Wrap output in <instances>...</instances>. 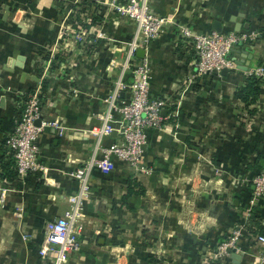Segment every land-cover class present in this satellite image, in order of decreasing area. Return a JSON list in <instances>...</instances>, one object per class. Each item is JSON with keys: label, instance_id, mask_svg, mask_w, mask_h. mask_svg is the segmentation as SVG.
Segmentation results:
<instances>
[{"label": "crops", "instance_id": "1", "mask_svg": "<svg viewBox=\"0 0 264 264\" xmlns=\"http://www.w3.org/2000/svg\"><path fill=\"white\" fill-rule=\"evenodd\" d=\"M110 1L0 0V264H48L38 254L45 224L71 206L79 187L72 173L94 154L89 129L107 110L134 30ZM150 4L200 31L218 21L221 31L258 32L235 46L236 59L247 70L264 63V0ZM147 52L150 95L165 101L163 127L149 132L143 170L120 161L108 174L92 170L77 221L81 246L66 264H96L104 253L105 264H211L217 244L241 223V258L235 262L229 253L219 264H253L259 244L251 238L264 234V205L247 210L252 179L264 168V82L249 112L235 96L247 77L238 65L189 81L194 52L175 24ZM34 92L46 173L3 177V163L14 170L6 136Z\"/></svg>", "mask_w": 264, "mask_h": 264}, {"label": "built area", "instance_id": "2", "mask_svg": "<svg viewBox=\"0 0 264 264\" xmlns=\"http://www.w3.org/2000/svg\"><path fill=\"white\" fill-rule=\"evenodd\" d=\"M150 3L151 0H111L109 3L117 15L132 22L134 30L126 43L118 78L106 96L107 110L98 115L100 123L89 129V134L95 140L94 154L87 163L72 173L79 181V187L68 199L71 206L61 216L45 224L43 243L38 254L48 264H66L68 257L80 249L81 226L77 221L93 169L108 174L115 169L116 161L126 163L135 170L145 168L142 165L143 146L148 142L149 132L162 129L165 120L162 114L165 101L150 95L151 70L147 51L150 44L164 33L165 26L175 24L179 36L193 48V73L189 81L220 77L224 69L235 70L236 64L231 57L235 46L259 36L255 31H200L189 25H178L171 17L155 12ZM140 49L143 50L141 57L137 55ZM247 75H254L263 83L264 67H251L247 70ZM40 112V99L34 92L25 99L15 125L5 139L13 153L14 170L20 178L32 173L42 176L46 173L45 166L39 161L38 139L41 127L36 121ZM113 132L116 133V138L105 145L103 141L111 137ZM252 185L247 215L259 203L264 205V168L253 177ZM4 196L5 190L1 189L0 202ZM243 228V223L234 227L230 236L217 244L210 256L211 264L227 257L228 249L240 251L239 240ZM251 240L254 244H259L253 264H264V234H256Z\"/></svg>", "mask_w": 264, "mask_h": 264}, {"label": "trees", "instance_id": "3", "mask_svg": "<svg viewBox=\"0 0 264 264\" xmlns=\"http://www.w3.org/2000/svg\"><path fill=\"white\" fill-rule=\"evenodd\" d=\"M259 64L264 67L263 62H259ZM261 85L262 80L260 78L254 75H247L246 83L243 86L237 88L235 91V96L244 102V107L249 112L252 111L250 105L253 104V102H255L256 98L259 96ZM2 170L3 172H1V176L3 177L12 178L16 174V172L14 170H10L9 165L5 163L2 164ZM261 170L262 169H260V171ZM215 264H219V262Z\"/></svg>", "mask_w": 264, "mask_h": 264}, {"label": "water", "instance_id": "4", "mask_svg": "<svg viewBox=\"0 0 264 264\" xmlns=\"http://www.w3.org/2000/svg\"><path fill=\"white\" fill-rule=\"evenodd\" d=\"M213 28H214V30H216V31H221V23L218 22V21H214V23H213ZM240 43H242V42H240ZM139 52H143V51H142L141 49L138 50V51H137V55H139ZM233 53H234L235 56L232 57V59H233V61L236 63V65H238V64H239V61L236 59V56L238 55L239 50H238L237 48H235V49H233ZM244 57H248V58L250 59L251 55H250V53H249V54H246ZM242 60H243V59H242ZM246 65H247V64H246ZM246 65H245V66H241V67L238 65L237 68H240V69H242V70H247V66H246ZM225 71H227V70L224 69L223 72H225ZM36 124L38 125L39 122L36 121ZM112 135L114 136V135H116V133L113 132ZM228 252L230 253L231 257L234 259L235 262H237L238 259L241 258V254H240V253L233 252V251H231L230 249H228ZM106 258H107V253H104L103 256H102V259H101L100 261H98L96 264H105V260H106Z\"/></svg>", "mask_w": 264, "mask_h": 264}]
</instances>
